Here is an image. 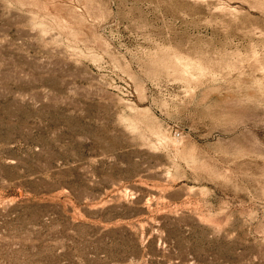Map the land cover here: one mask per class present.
Masks as SVG:
<instances>
[{
	"label": "rangeland",
	"instance_id": "obj_1",
	"mask_svg": "<svg viewBox=\"0 0 264 264\" xmlns=\"http://www.w3.org/2000/svg\"><path fill=\"white\" fill-rule=\"evenodd\" d=\"M0 264H264V0H0Z\"/></svg>",
	"mask_w": 264,
	"mask_h": 264
},
{
	"label": "built area",
	"instance_id": "obj_2",
	"mask_svg": "<svg viewBox=\"0 0 264 264\" xmlns=\"http://www.w3.org/2000/svg\"><path fill=\"white\" fill-rule=\"evenodd\" d=\"M174 134H175V136H179L180 132L179 131H175Z\"/></svg>",
	"mask_w": 264,
	"mask_h": 264
}]
</instances>
